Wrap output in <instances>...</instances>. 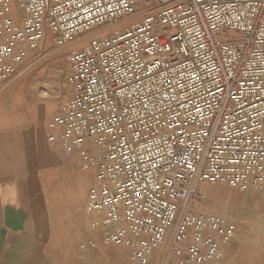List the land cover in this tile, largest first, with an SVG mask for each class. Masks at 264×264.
<instances>
[{"label":"built area","instance_id":"built-area-1","mask_svg":"<svg viewBox=\"0 0 264 264\" xmlns=\"http://www.w3.org/2000/svg\"><path fill=\"white\" fill-rule=\"evenodd\" d=\"M102 27L49 125L98 168L92 228L134 264H223L235 223L191 206L204 182L264 188V0H0V87L45 40Z\"/></svg>","mask_w":264,"mask_h":264},{"label":"crops","instance_id":"crops-1","mask_svg":"<svg viewBox=\"0 0 264 264\" xmlns=\"http://www.w3.org/2000/svg\"><path fill=\"white\" fill-rule=\"evenodd\" d=\"M66 83L69 91L51 96L13 83L0 87V264H50L45 209L47 216L57 205L75 214L96 186V171L86 168L81 153H66L49 139L52 119L72 95L69 74ZM60 190L68 200L56 198ZM161 253L156 249L152 260Z\"/></svg>","mask_w":264,"mask_h":264},{"label":"rangeland","instance_id":"rangeland-1","mask_svg":"<svg viewBox=\"0 0 264 264\" xmlns=\"http://www.w3.org/2000/svg\"><path fill=\"white\" fill-rule=\"evenodd\" d=\"M144 12L146 11H141L138 15L142 17ZM111 32L112 27L96 29L80 35L64 48L54 47L51 39L45 40L38 49L30 51L21 68V74L5 86L13 83L11 87L18 86V90L23 91L36 88V91H43L46 96H51L50 93L60 89L69 91L66 83L69 55L88 45L93 37H104ZM71 86L73 91V85ZM88 168L96 171V184L98 168ZM63 192L60 190L56 198L59 195L62 200H68V194ZM198 194L199 197L192 202L193 209L222 216L233 221L237 227L232 243L227 246L223 264H264V188L252 186L247 191H240L222 182H204L199 185ZM47 210L49 209L44 211L47 218L42 227L45 231V247L53 254L48 259L50 264H134L129 248L108 244L105 232L92 228L95 219L86 212L85 207H79L72 215L64 206L57 205L49 211L48 216ZM154 258L155 261L151 260L149 264L162 263V253Z\"/></svg>","mask_w":264,"mask_h":264}]
</instances>
